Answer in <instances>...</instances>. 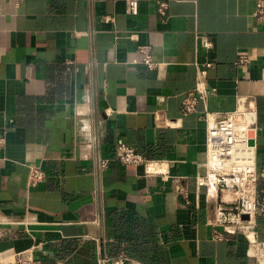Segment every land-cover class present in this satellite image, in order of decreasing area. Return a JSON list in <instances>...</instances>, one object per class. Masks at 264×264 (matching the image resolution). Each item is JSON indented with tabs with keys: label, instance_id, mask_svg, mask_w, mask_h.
<instances>
[{
	"label": "crops",
	"instance_id": "0c3cea01",
	"mask_svg": "<svg viewBox=\"0 0 264 264\" xmlns=\"http://www.w3.org/2000/svg\"><path fill=\"white\" fill-rule=\"evenodd\" d=\"M0 0V262L259 264L243 233L213 238L207 109L258 111V238L264 240V19L257 0ZM166 1V12L159 2ZM112 18V19H111ZM207 42H211L210 45ZM149 44L156 68L140 62ZM241 51L248 64L236 62ZM214 60L215 90L183 99ZM123 139L162 172L115 158ZM108 158L106 168L100 160ZM45 177L30 185V166Z\"/></svg>",
	"mask_w": 264,
	"mask_h": 264
},
{
	"label": "built area",
	"instance_id": "2783aa9c",
	"mask_svg": "<svg viewBox=\"0 0 264 264\" xmlns=\"http://www.w3.org/2000/svg\"><path fill=\"white\" fill-rule=\"evenodd\" d=\"M138 6L137 0H126L128 14H137ZM167 6L166 1H160L159 11L165 13ZM255 16L259 20L264 19V0L256 1ZM207 44L210 45L211 42ZM139 50L142 53L140 62L149 68L158 66L149 44L139 45ZM250 61V54L241 51L236 63L244 65ZM214 65V60H207L198 66L196 85L186 93L183 99L184 114L197 111L198 104L206 102L215 90L208 84L209 70ZM201 117L207 122V171L204 175L198 176L197 181L199 185L207 188L208 200L214 204L215 215L210 220L213 225V238L224 239L227 235L243 233L258 263L264 264V240L259 239L257 234L258 182L261 173L257 168L258 111L255 103L247 96H240L233 110L215 116L206 109ZM252 138L255 140L254 143L251 142ZM6 141V135L0 128V150L5 147ZM115 158L126 165H144L147 175L162 172V160L146 157L123 139H119L116 144ZM108 163L109 159L104 158L99 164L103 169L108 166ZM44 177L45 171L40 165L30 166V185H36ZM129 259L127 254H119L114 257H104L103 261L125 264ZM16 262L38 264L32 263L27 258L16 259ZM0 264L5 263L0 262ZM7 264H14V262Z\"/></svg>",
	"mask_w": 264,
	"mask_h": 264
},
{
	"label": "water",
	"instance_id": "95a60500",
	"mask_svg": "<svg viewBox=\"0 0 264 264\" xmlns=\"http://www.w3.org/2000/svg\"><path fill=\"white\" fill-rule=\"evenodd\" d=\"M252 134H254V132H252ZM251 142H252V143H254V142H255L254 138H252V139H251Z\"/></svg>",
	"mask_w": 264,
	"mask_h": 264
}]
</instances>
